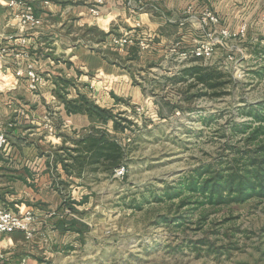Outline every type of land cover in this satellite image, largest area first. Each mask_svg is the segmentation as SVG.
I'll return each instance as SVG.
<instances>
[{
  "label": "rangeland",
  "instance_id": "rangeland-1",
  "mask_svg": "<svg viewBox=\"0 0 264 264\" xmlns=\"http://www.w3.org/2000/svg\"><path fill=\"white\" fill-rule=\"evenodd\" d=\"M242 5H239L240 9ZM206 8L212 11L210 5L203 3L191 13L192 16L189 14L187 23L181 26L178 21L177 26L185 28L190 37L187 36L185 42L172 38L171 42L165 40L160 45L155 40L152 48L147 51L137 49L135 54L133 51L137 47L134 46L123 54L113 52L107 45L105 47L110 39L106 40L109 32L97 27L74 26L72 20L58 26L55 21L54 31L63 38L58 44L62 49L75 45L99 53L123 67L129 74L131 85L139 88L138 93L131 91L124 97H116L112 92L113 106L108 108L105 105L118 119L128 121L123 122L125 131L116 134L127 152L120 167L125 171L118 177L99 173L94 179L68 178L55 158L57 153H63V147L72 145L71 139H77L86 130H70L69 134L64 130L70 126H65L49 107L41 111L36 120L33 117L36 112L31 107L21 111L19 102L22 98L17 96L18 102L7 99L14 110L7 119L6 128L0 131L5 134L8 146L15 150L8 157L0 154L4 157L0 159V201L16 214L30 212L33 220L27 231L0 237L1 245L10 238L14 243L11 249L1 248L0 262L264 264V199L219 207L194 208L191 204L178 208L180 198L154 200L151 197L166 184L173 185L195 167L210 162L221 141L217 136L219 127L232 115L237 121L246 120V116L238 114V107L264 99L263 3L255 8L256 11L245 12V17L252 14L249 21L253 25L250 28L242 21L240 28L248 25L244 37L228 39L224 47L217 48L209 59H181L180 54L191 49L195 40L204 38L199 17ZM239 14L237 16L242 15ZM183 15L185 13L180 15L181 20L185 19ZM237 21L239 19L234 18L232 32H237L240 24ZM114 31L111 35L124 33L119 32V28ZM52 37H47V45L54 42ZM69 57L62 53L51 55L54 63L59 61L68 69L74 68ZM210 66L223 74V86L208 89L206 94L201 93V84L189 87V83L196 81L194 75L187 74L186 81L173 79L185 69ZM259 70L263 71L262 76L256 74ZM75 72L79 77L80 73ZM2 73L6 74V71ZM91 73L87 75L91 76ZM77 78L62 80L56 76L60 86L67 84L64 86L67 91L58 90L56 86L53 97L63 104L60 95L56 94L58 91L62 95L70 90V97L66 98L71 99L76 98L80 90V94L95 102L94 85L90 90H82L86 82H79ZM15 82L14 78L8 85L12 88ZM21 84L19 86L28 89L26 81ZM185 91L191 97L190 102L183 100ZM49 123L54 127L55 138L49 136L46 127ZM97 127L113 133L112 121L105 126L97 124ZM34 148V154L29 155L28 151ZM26 150L28 158L24 156ZM18 157H26L28 164H19ZM139 203L141 206H136ZM71 219L84 224L78 228L83 231L85 244L76 239L77 234L65 231L68 223L61 227L62 222ZM65 247L69 248L65 250Z\"/></svg>",
  "mask_w": 264,
  "mask_h": 264
},
{
  "label": "crops",
  "instance_id": "crops-1",
  "mask_svg": "<svg viewBox=\"0 0 264 264\" xmlns=\"http://www.w3.org/2000/svg\"><path fill=\"white\" fill-rule=\"evenodd\" d=\"M20 1L21 4L16 7L4 5L6 0H1L0 4V68L2 72L7 71L8 73L5 74L7 80L3 76L0 78V86L3 87L5 84L7 86V89L5 87L0 91V130L6 128L8 123L7 119L14 110L12 109V104L8 105L11 101L7 102V99L17 101L16 98L18 96V98L23 99L22 102H19L22 107V112L27 111V108L31 107L36 112L35 115L33 114V117L37 120L40 117L39 113L49 107L54 111V116L59 117L65 126H70L69 129L64 130V132L69 134H71L70 130L85 131L91 123L86 115L67 114L64 105L53 97V89L59 85L57 83L58 80L55 79L56 76L61 77L62 80L70 77L77 78L78 75L75 71H78L80 73L77 78L78 81L83 80L86 82L84 86L82 85V90L84 88L90 90V86L94 85L95 94L93 100L101 107H105V105L107 107L113 106L111 104L113 103V99L110 95L112 92L116 97H124L125 94H130L131 91L135 94L138 93L139 88L131 85L129 74L123 67L113 61H109L99 53L93 52L88 48H76L75 45H71L67 49H62L58 44L61 43L60 40L63 38L59 36V33L54 31L55 21L58 26H62L66 21L71 22L72 20L74 26H83L85 28L97 27L104 32H109L106 40L115 32L114 28H119V32H126L138 22L142 30L149 36H152L154 41L157 40L158 43L160 42L161 45L165 40L168 43L171 42L170 40L172 38H176L179 42H185L187 36L190 38L185 28H179L177 26L178 21H181L180 15L184 14L188 8H192V12H194L203 3L210 5L213 13L219 18V24L215 28L233 30L231 24L234 18H237L239 21L236 23L240 24L235 31H238L239 26L243 24L242 21L245 24L247 22L250 28L252 27L253 23L249 21V17L252 14L245 17V12L248 14L252 13L250 9L256 11L255 8L260 5L259 2H252L246 5L241 2L242 0H106L105 4L100 7L99 14L95 16L90 12L92 0ZM240 4H243L241 9L239 7ZM27 5L33 7L35 15L41 19V24L39 27L28 29L24 33L27 38V45L25 47H19L16 45L15 40L21 34L14 26H11L10 21L13 13L21 12ZM141 6L143 8L141 11L135 14L129 12L131 7L140 8ZM238 13H242V15L239 14L241 17L237 16ZM49 36H53L51 39L55 40L53 43H48L47 45L46 41ZM57 39L59 41H56ZM2 50L6 52H2ZM22 53H27L28 56H24ZM60 53L70 56L69 60L74 62V68L78 69H68L64 63H60L59 61L54 63L51 55ZM29 60L35 62L37 72L44 75L42 78L46 83L45 87L39 88L35 93L29 91L26 87H22L24 84H21V81L25 82L24 79L16 81L12 88L8 85L13 82L11 74L15 68L26 66ZM88 72H92L90 74L91 76L87 75ZM51 75L54 81H52L53 79L50 80ZM19 84L22 86H19ZM85 84H89V86ZM121 88H123V91H120ZM69 92L71 93L70 90ZM78 92L80 93L81 91L79 90ZM70 93L66 96L70 97ZM140 97L146 100L144 96ZM46 105L48 106L46 107ZM14 150L11 146H8L7 149L1 150L0 154L2 152L4 153V157H8ZM35 150L36 148L34 150L30 149L28 151L29 155H33ZM23 152L24 156L27 157V150ZM3 156L0 155L1 160ZM26 157L24 159L18 157L19 160L17 162L27 165L28 160ZM4 243L5 245H1L0 243V251L1 248H13L14 243L11 238L9 242Z\"/></svg>",
  "mask_w": 264,
  "mask_h": 264
},
{
  "label": "trees",
  "instance_id": "trees-1",
  "mask_svg": "<svg viewBox=\"0 0 264 264\" xmlns=\"http://www.w3.org/2000/svg\"><path fill=\"white\" fill-rule=\"evenodd\" d=\"M262 29L264 30L263 26ZM137 49L132 50L133 54L138 51ZM262 52L264 54V49ZM188 59L202 60L200 57ZM187 74L194 75L196 80L189 83V87L201 84L202 94H206L208 89L216 90L223 86L221 80L223 74L216 67L185 69L182 74L173 79L186 81ZM256 74L262 76L263 71H256ZM57 86L58 90L67 91L64 87L67 84L60 86L59 83ZM59 92L56 94L60 95L66 113L86 115L91 125L80 137L71 139L72 145L63 147L62 154L57 153L55 162L61 164L62 171L68 178L94 179L99 173L114 175L115 171L123 166L127 157L125 146L117 140L116 136L125 131L126 126L123 122L127 119H118L111 109L95 104L83 94L78 93L76 98L67 99V94L61 95ZM184 93L183 100L190 102L191 97L186 91ZM179 108L182 109V107ZM237 111L240 116H246L247 119L237 121L232 115L224 125L219 127L217 136L221 141L212 160L187 172L177 183L166 184L158 193L151 196L152 199L180 198L178 208L191 204H194V208L219 207L242 204L251 199H264V99L255 103L247 102L238 107ZM109 121H112L113 133L106 128L97 127V124L105 126ZM73 203L76 204L75 201ZM141 204L136 206L140 207ZM69 208L75 210L72 206ZM179 217L182 218V215ZM65 223L68 225L66 226ZM78 225L84 226L76 219L61 223L62 228L66 226L65 231L77 234L76 239L83 245L85 239ZM68 248L65 247V250ZM0 264L8 263L0 262Z\"/></svg>",
  "mask_w": 264,
  "mask_h": 264
},
{
  "label": "built area",
  "instance_id": "built-area-1",
  "mask_svg": "<svg viewBox=\"0 0 264 264\" xmlns=\"http://www.w3.org/2000/svg\"><path fill=\"white\" fill-rule=\"evenodd\" d=\"M54 1V0H50ZM106 0H92L90 12L93 15H98L100 11V7L105 4ZM126 1V0H122ZM247 2H259L263 3V11H262V26L264 28V0H246ZM1 4V0H0ZM21 4L20 0H6L4 5L8 7H16ZM143 8H134L131 7L129 12L131 14H135L141 11ZM192 8H188L185 11V19L180 21V25H184L188 22V16L191 14ZM11 26H14L19 33L21 34L18 39L15 40L16 45L19 47H25L27 45V38L25 36V32L28 29H35L40 26L41 19L35 15L33 7L31 5H27L21 12H15L11 18ZM200 22V30L203 35V39L196 41L191 49L183 51L180 54L181 59H188L190 57H200L202 59L211 58L215 50L220 47H224L225 43L230 38L236 37H244L248 31L246 25L241 26V28L237 32H232L227 28L217 29V25L219 24V18L208 8L204 9L199 17ZM109 49L123 54L126 53L130 47H137L139 51H147L154 45V38L149 36L142 30L140 23H136L133 28L129 31L122 33V35H111L108 40V44H106ZM174 51V49H173ZM2 52H6L2 50ZM24 56H28L27 53H22ZM2 69L0 68V73ZM6 74L7 71H6ZM13 79L16 81L20 79H25L27 82V87L30 91H36L46 83L42 76L37 72L35 68V62L29 60L26 66L24 67H16L12 72ZM49 131V136L55 138V130L51 123L46 125ZM59 139V137H58ZM8 148V142L5 137V134L0 131V149L4 150ZM124 168H118L114 176L118 177L123 175ZM33 220V216L30 212H26L22 215L16 214L12 212L9 208H5L3 203L0 201V237L10 235L16 231H27L29 226Z\"/></svg>",
  "mask_w": 264,
  "mask_h": 264
},
{
  "label": "bare ground",
  "instance_id": "bare-ground-1",
  "mask_svg": "<svg viewBox=\"0 0 264 264\" xmlns=\"http://www.w3.org/2000/svg\"><path fill=\"white\" fill-rule=\"evenodd\" d=\"M2 76L6 78L5 73H0V78H1ZM5 80H7V78H6ZM5 87H6V84H5L3 87L0 86V89H4Z\"/></svg>",
  "mask_w": 264,
  "mask_h": 264
}]
</instances>
